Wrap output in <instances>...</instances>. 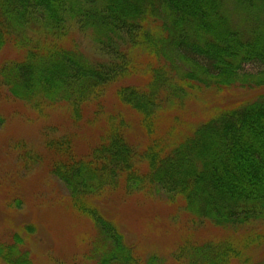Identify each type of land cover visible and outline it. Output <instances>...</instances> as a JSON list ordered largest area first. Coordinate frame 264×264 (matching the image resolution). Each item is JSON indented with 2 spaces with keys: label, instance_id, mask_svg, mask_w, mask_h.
<instances>
[{
  "label": "trees",
  "instance_id": "trees-1",
  "mask_svg": "<svg viewBox=\"0 0 264 264\" xmlns=\"http://www.w3.org/2000/svg\"><path fill=\"white\" fill-rule=\"evenodd\" d=\"M3 48L0 88L29 118L64 111L94 132L79 151L57 123L42 131L67 207L91 220L93 264H264V0H0ZM237 87L249 95L195 100ZM140 215L128 243L119 228ZM0 264H33L18 233Z\"/></svg>",
  "mask_w": 264,
  "mask_h": 264
},
{
  "label": "rangeland",
  "instance_id": "rangeland-1",
  "mask_svg": "<svg viewBox=\"0 0 264 264\" xmlns=\"http://www.w3.org/2000/svg\"><path fill=\"white\" fill-rule=\"evenodd\" d=\"M76 42L87 56H94L86 38L78 35ZM15 56L10 48L0 49V64ZM248 95L246 89L237 87L217 95L201 93L195 100L226 105ZM63 112L49 113L45 119L29 118V108L23 102L13 100L4 88H0V113L5 117L4 125L0 126V242L10 241L12 233H18L33 264H93L85 257L92 236L91 220L67 207V190L49 173L46 159L44 161L46 152L42 148V131L48 122L59 125L55 135L64 131L75 134L74 144L79 151L85 147V141L94 138L93 130L85 126H67V117ZM19 139L42 154L41 163L19 158V149L14 144ZM97 203L103 213L110 215L115 212L116 205L112 207V201L109 205ZM128 224L131 228L123 225L119 228L128 243L135 242L133 229L147 232L146 218L141 215L129 220ZM150 234L145 238L147 248H153L155 240H158L153 232ZM177 234L179 232L176 231Z\"/></svg>",
  "mask_w": 264,
  "mask_h": 264
}]
</instances>
